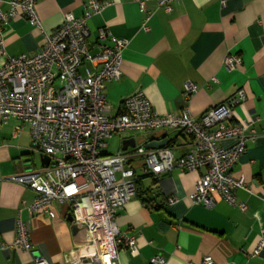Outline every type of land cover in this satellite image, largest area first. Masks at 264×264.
Returning <instances> with one entry per match:
<instances>
[{"label": "crops", "instance_id": "1", "mask_svg": "<svg viewBox=\"0 0 264 264\" xmlns=\"http://www.w3.org/2000/svg\"><path fill=\"white\" fill-rule=\"evenodd\" d=\"M105 1L109 5L87 22L92 51H97L100 28L127 42L119 79L102 91L110 116L119 113L124 99L141 91L159 115L179 114L187 106L198 119L240 90L244 100L233 107L234 122L251 121L255 134L230 170L231 177L244 181L246 190H236L235 198L246 206L245 212L219 199L211 208L192 204L188 196L201 172L174 168L154 180L143 172L141 159L132 160L137 194L117 212L115 222L121 233L135 238L136 253H120L119 264H149L157 255L166 264H202L205 256L214 264H264V0H227L225 6L219 0H178L169 13L148 0L145 6L152 15L147 30L135 0ZM1 10L6 12L8 6L3 4ZM82 10L83 0H38L36 5L46 34L61 25L64 14L78 16ZM3 38L9 56L35 54L44 43L41 31L21 14L9 21ZM104 43L112 46L109 39ZM229 55L238 56L241 65L225 68ZM186 82L196 90L188 102L182 97ZM163 139L169 140L166 147L175 158L190 148L191 138L180 132H124L110 138L103 153L122 151L130 140L135 148ZM41 157L30 149L26 125L15 119L0 124V242L13 241L20 217L32 246L30 252L0 251V264H30L36 256L48 264H68L80 240L67 221L66 206L52 205L54 219L30 216L24 208L35 193L6 180L26 165L40 169ZM168 198L176 201L168 204ZM259 243V255L252 256Z\"/></svg>", "mask_w": 264, "mask_h": 264}, {"label": "built area", "instance_id": "2", "mask_svg": "<svg viewBox=\"0 0 264 264\" xmlns=\"http://www.w3.org/2000/svg\"><path fill=\"white\" fill-rule=\"evenodd\" d=\"M148 0H135L143 16L142 28L152 12ZM158 8L169 13L178 0H155ZM227 0H219L225 6ZM38 0H0V124L18 120L26 125L31 151L46 156L48 165L24 170L6 178L35 193L25 206L30 216L55 218L52 205L66 206L71 225L78 229L77 247L68 264H119V255L136 253L135 238L119 231L117 212L136 195L137 178L132 160L141 159V168L154 179L173 170L200 173L194 191L188 198L194 205L211 208L216 199L245 212L237 203L235 191L246 190L242 178L234 179L230 170L244 154L248 142L255 138L251 121L234 122L233 107L242 103L238 91L233 97L194 119L188 107L179 114H157L139 91L123 100L119 113L109 115L102 93L104 86L120 77L125 39L111 38L106 28L96 36V52L88 37V20L99 14L110 2L83 0L78 16L66 13L60 26L44 33L36 12ZM8 10L3 12L1 6ZM23 15L38 28L43 46L35 54L9 56L5 51L4 30L10 20ZM111 41L112 46L104 42ZM224 67L231 70L241 65L236 55L226 56ZM195 86L186 82L182 97L188 102ZM168 130L191 138L189 150L175 158L171 149L146 150L137 146L115 154H104L107 141L124 132L142 133ZM223 142L229 145L223 147ZM2 180V178H0ZM176 200L168 198V204ZM20 216V211L18 217ZM32 249L25 224L18 218L16 236L10 244L0 242V251L30 252ZM262 244L252 253L258 256ZM30 264H48L34 257ZM149 264H166L162 256L149 259ZM202 264H214L205 256Z\"/></svg>", "mask_w": 264, "mask_h": 264}, {"label": "water", "instance_id": "3", "mask_svg": "<svg viewBox=\"0 0 264 264\" xmlns=\"http://www.w3.org/2000/svg\"><path fill=\"white\" fill-rule=\"evenodd\" d=\"M169 143V140L168 139H163L161 141H156V140H152V141H149L145 146L144 148L146 150H158V149H161V148H164L168 145ZM134 147V142L133 140H130L128 142H124L123 143V146H122V151H125L127 148H133ZM48 158L46 156H43L40 158V163H41V166H47L48 165ZM67 221L71 223L72 221V218L70 215L67 216ZM72 233L74 235H76L78 233V229L75 227V226H72Z\"/></svg>", "mask_w": 264, "mask_h": 264}, {"label": "rangeland", "instance_id": "4", "mask_svg": "<svg viewBox=\"0 0 264 264\" xmlns=\"http://www.w3.org/2000/svg\"><path fill=\"white\" fill-rule=\"evenodd\" d=\"M38 159H39L38 155H35V156H34V161H35L36 166H37V164H38Z\"/></svg>", "mask_w": 264, "mask_h": 264}, {"label": "trees", "instance_id": "5", "mask_svg": "<svg viewBox=\"0 0 264 264\" xmlns=\"http://www.w3.org/2000/svg\"><path fill=\"white\" fill-rule=\"evenodd\" d=\"M154 179V178H153ZM154 180H156V179H154ZM136 191H137V189H136ZM136 194H137V192H136Z\"/></svg>", "mask_w": 264, "mask_h": 264}]
</instances>
